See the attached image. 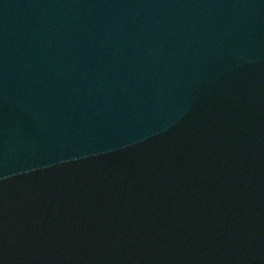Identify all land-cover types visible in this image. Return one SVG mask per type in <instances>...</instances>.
Returning <instances> with one entry per match:
<instances>
[{
    "label": "water",
    "instance_id": "obj_1",
    "mask_svg": "<svg viewBox=\"0 0 264 264\" xmlns=\"http://www.w3.org/2000/svg\"><path fill=\"white\" fill-rule=\"evenodd\" d=\"M0 264H264V0H0Z\"/></svg>",
    "mask_w": 264,
    "mask_h": 264
}]
</instances>
